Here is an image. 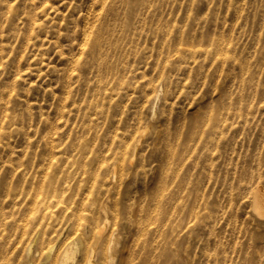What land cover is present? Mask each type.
<instances>
[{"label":"rangeland","instance_id":"rangeland-1","mask_svg":"<svg viewBox=\"0 0 264 264\" xmlns=\"http://www.w3.org/2000/svg\"><path fill=\"white\" fill-rule=\"evenodd\" d=\"M259 189L264 0H0V264H264Z\"/></svg>","mask_w":264,"mask_h":264},{"label":"bare ground","instance_id":"bare-ground-1","mask_svg":"<svg viewBox=\"0 0 264 264\" xmlns=\"http://www.w3.org/2000/svg\"><path fill=\"white\" fill-rule=\"evenodd\" d=\"M157 86V85H156ZM158 88V87H157ZM78 155V154H77ZM92 155V154H91ZM74 156V155H73ZM55 157V156H54ZM122 157V156H121ZM61 158V157H60ZM69 158V157H68ZM48 161V160H47ZM50 163V162H49ZM66 163V162H65ZM64 163V164H65ZM56 165V164H55ZM100 165H101V163H100ZM54 166V165H53ZM67 166H69V165H67ZM74 165H72V167H73ZM49 167V166H48ZM58 168V167H57ZM104 168V167H103ZM60 170V169H59ZM71 170V169H70ZM77 170V169H76ZM65 172V171H64ZM42 173V172H41ZM68 173V172H67ZM92 173V172H91ZM40 174V173H39ZM43 178L44 177H42V180H43ZM65 178V177H64ZM79 179V178H78ZM41 180V181H42ZM47 180V179H46ZM93 180V179H92ZM96 182V181H95ZM43 183V182H42ZM50 183H51V180H50ZM71 183V182H70ZM37 184V183H36ZM92 184V183H91ZM56 185V184H55ZM61 185V184H60ZM62 185H63V183H62ZM78 186H79V184H77ZM95 185V184H94ZM71 186V185H70ZM67 188H69V187H67ZM80 188V187H79ZM103 188V187H102ZM52 189V188H51ZM61 189V188H60ZM39 190V189H38ZM68 190V189H67ZM82 191V190H81ZM66 192V191H65ZM30 193V192H29ZM60 193H62V192H60ZM77 195V194H76ZM80 195H81V193H80ZM40 196V195H39ZM104 196V195H103ZM39 198V197H38ZM104 198V197H103ZM106 198V197H105ZM53 199V198H52ZM43 200H41V202H42ZM46 202V201H45ZM39 203V202H38ZM58 203H60V202H58ZM49 204V203H48ZM92 205V204H91ZM254 205H255V209H256V211L258 212V214L259 215H261V216H264V190H261V189H259L257 192H256V194H255V201H254ZM47 206V205H46ZM66 206V205H65ZM83 206V205H82ZM93 207V206H92ZM42 208V207H41ZM67 208V207H66ZM70 208V207H69ZM33 209V208H32ZM72 209V208H71ZM97 210V209H96ZM99 210V209H98ZM37 212V211H36ZM69 212V211H68ZM70 214V213H69ZM73 214V213H72ZM44 215V214H43ZM87 215V214H86ZM29 216V215H28ZM70 216H73V215H71L70 214ZM37 217V216H36ZM112 217V216H111ZM34 218V217H33ZM94 218V217H93ZM98 218V217H97ZM69 219V218H68ZM74 220V219H73ZM91 220V219H90ZM94 220V219H93ZM98 220V219H97ZM34 221V220H33ZM59 221H61L60 219H59ZM111 221V220H110ZM37 222V221H36ZM72 222V221H71ZM79 222V221H78ZM82 222V221H81ZM95 222V221H94ZM27 223V222H26ZM60 223H62V222H60ZM115 223V222H114ZM79 225L78 226H80V222L78 223ZM54 225V224H53ZM65 225V224H64ZM70 225V224H69ZM72 225H73V222H72ZM95 225V224H94ZM26 226V225H25ZM25 226H24V229H25ZM57 227V226H56ZM101 228V227H100ZM41 229V228H40ZM57 229V228H56ZM61 229V228H60ZM79 229V228H78ZM27 229H25V231H26ZM35 230V229H34ZM110 230V229H109ZM25 231H23L24 233H25ZM28 232H29V230H28ZM83 232V231H82ZM30 233L31 232H29V233H27V231H26V233H25V236H26V234H28L29 236H30ZM54 233V232H53ZM55 234V233H54ZM80 234V233H79ZM83 234V233H82ZM91 234V233H90ZM97 235H96V239H100L101 238V236L103 235V230H100V231H98V233H96ZM68 235V234H67ZM105 235V234H104ZM103 235V236H104ZM107 235H108V233H107ZM25 237V238H30V237ZM42 236V235H41ZM44 236V235H43ZM83 236V235H82ZM23 237H24V235H23ZM72 237H74V235L72 236ZM21 239H22V237H21ZM63 239V238H62ZM83 239V238H82ZM27 240V239H26ZM48 240H50V239H48ZM56 240V239H55ZM92 240V239H91ZM24 241V240H23ZM44 241V240H43ZM61 241V240H60ZM65 241V240H64ZM78 241L79 242H81V239H78ZM88 241V240H87ZM122 241V240H121ZM22 242V241H21ZM25 242V241H24ZM40 242V241H39ZM44 242H47V241H44ZM44 242H43V244H44ZM52 242V241H51ZM62 242V241H61ZM86 242V241H85ZM19 243V242H18ZM82 243V242H81ZM88 243V242H87ZM51 244V243H50ZM49 244V245H50ZM65 244V243H64ZM83 244V243H82ZM104 244V243H103ZM46 245V244H45ZM75 245V243L73 244V242H68L65 246H64V249H63V251H62V253H61V256H60V261H58L57 263H55L54 261V263L51 261V263H53V264H71V261L72 260H74V258H75V254H76V247L74 246ZM84 245V247H85V249H87L88 250V245H86V243H84L83 244ZM43 246V245H42ZM41 245H40V247H38V250H39V248H41L42 247ZM104 246V245H103ZM21 247H22V245H21ZM45 247H47V245L45 246ZM63 246H61V248H62ZM15 248V247H14ZM23 248V247H22ZM60 248V247H59ZM58 248V249H59ZM59 249V251L60 250H62V249ZM103 248V247H102ZM24 249H25V247L23 248V251H24ZM42 249V248H41ZM40 249V250H41ZM48 249H50V247H48ZM57 249V248H56ZM84 249V250H85ZM45 250H47V248L45 249ZM104 250V249H103ZM22 251V250H21ZM22 251V252H23ZM42 251V250H41ZM40 251V252H41ZM58 251V250H57ZM59 251H58V253H59ZM88 252V251H87ZM43 253H44V249H43ZM84 253H86V251H84ZM83 253V254H84ZM103 258L101 259H98V260H94V259H90V260H87L84 264H109L108 263V261H107V256H106V253L105 252H103ZM54 255V254H53ZM59 255V254H58ZM85 255V254H84ZM55 257H56V255H54ZM83 256V255H82ZM5 257V256H4ZM43 257V256H42ZM53 257V256H52ZM85 257V256H84ZM87 258V257H86ZM5 259V258H4ZM3 259V260H4ZM33 259H34V257H33ZM47 259H48V257H47ZM53 259V258H52ZM57 259V258H56ZM76 259V258H75ZM8 260H10V259H8ZM8 260H6V261H8ZM55 260V259H54ZM78 260V259H77ZM55 261H57V260H55ZM85 261V260H84ZM4 262V261H3ZM2 262V263H3ZM9 262V261H8ZM5 263V262H4ZM15 263V262H14ZM50 263V264H51ZM77 263V262H76ZM5 264H7V262L5 263ZM29 264V263H28ZM112 264V263H111Z\"/></svg>","mask_w":264,"mask_h":264}]
</instances>
